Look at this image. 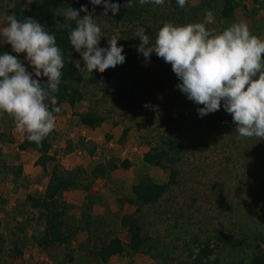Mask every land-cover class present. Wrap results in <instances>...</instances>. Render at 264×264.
Masks as SVG:
<instances>
[{
	"label": "rangeland",
	"instance_id": "1",
	"mask_svg": "<svg viewBox=\"0 0 264 264\" xmlns=\"http://www.w3.org/2000/svg\"><path fill=\"white\" fill-rule=\"evenodd\" d=\"M36 1L26 7L27 0H0V28L8 15L35 8ZM64 2L65 9L75 10L87 4L100 19L104 35L100 43L118 35L126 61L90 73L86 67L82 72L78 69L84 99L74 108L63 103L56 116L55 129L48 135L54 160L46 163V171L39 166L35 150H19L26 133L16 130L10 115H0V264H192L190 254L203 245L212 252L210 261L235 264L248 262L259 248L264 250V140L240 138L223 107L200 118L197 108L202 105L177 88L180 81L171 64L155 53L146 60L137 52L141 41L134 37L143 27L154 44L165 23H204L219 33L244 22L253 35L264 39V0H236L230 19L221 18V4L209 0H187L184 8L176 0H165L162 6L133 0L127 8V0H121L115 13L104 12L102 3L93 11L89 0ZM25 55L18 57L23 61ZM77 59L83 66L82 53ZM105 73L110 74L107 82L91 81L103 80ZM88 110L105 121L90 129L79 117ZM169 138L175 141L177 183L155 204L128 203L137 182H167L168 171L145 163L143 156ZM124 159L129 161L128 169H110ZM55 167L77 183L60 198L64 222L74 229V239L44 245L40 242L43 219L27 196L43 195ZM124 216L137 220L143 245L138 252L126 249L102 263L95 254L100 245L114 237L125 244L130 240L121 226Z\"/></svg>",
	"mask_w": 264,
	"mask_h": 264
},
{
	"label": "clouds",
	"instance_id": "2",
	"mask_svg": "<svg viewBox=\"0 0 264 264\" xmlns=\"http://www.w3.org/2000/svg\"><path fill=\"white\" fill-rule=\"evenodd\" d=\"M34 0H27L30 5ZM140 5L162 6L165 0H138ZM104 5V12H118L121 0H89ZM184 8L187 0H176ZM133 6L127 0L126 7ZM83 12L85 15L81 16ZM68 23L69 41L73 50L82 53L74 66L87 72L93 68L106 70L126 61L118 35L104 37L100 19L94 17L88 5L79 10L68 7L63 12ZM141 43L137 52L146 60L153 53L171 64L180 83L177 88L196 105L200 118L223 107L232 116L240 138L264 140V39L253 35L244 22L234 23L219 33L204 23L174 25L165 23L157 32L153 44L146 29L140 27L135 36ZM0 41L11 46L16 54H26L23 61L8 52L0 54V115L12 117L16 130L26 133L29 142L40 145L54 130L56 116L62 111L56 94L63 75L64 59L56 36L45 30L36 19L18 20L8 15L0 28ZM24 61L31 67L25 66ZM41 78H47L42 83ZM145 107H149L145 104Z\"/></svg>",
	"mask_w": 264,
	"mask_h": 264
},
{
	"label": "trees",
	"instance_id": "3",
	"mask_svg": "<svg viewBox=\"0 0 264 264\" xmlns=\"http://www.w3.org/2000/svg\"><path fill=\"white\" fill-rule=\"evenodd\" d=\"M64 1L65 0H37L34 4L35 8L17 9L13 15H15L18 20L25 18L36 19L39 23L45 26L46 31H49L56 36L57 45L61 49L64 59L61 84L59 86V92L56 94L58 100L57 106L63 107V103H66L69 107L74 108L84 99V95L79 88L82 75L74 66V62L78 58V53L73 50V47L70 44V29L67 26L68 23H70L72 27H75V24L74 22H64L62 13L67 6ZM209 1H217L221 4L219 13L220 17L223 19H230L237 8L236 0ZM4 52H8L14 56L19 55L12 52L10 45L4 44L0 41V54H3ZM262 57H264V54H262ZM28 70L31 71V69ZM109 76V73H105L102 78L103 80L93 77L91 81L94 83L99 81L105 83L108 81ZM41 82L44 83L46 80L41 79ZM61 113L62 111L55 114V116H58ZM79 117L90 129H95L105 121L103 116L92 110L80 113ZM124 136L125 132L123 133V137ZM49 147L48 136L40 145H37L35 142H29L27 140V134H25L23 141L19 144V150L24 151L27 148H32L39 154L38 164L44 171H46V163L54 160V157L49 155ZM174 149L175 141L171 138L161 142L158 146H151L148 149L143 156V161L149 165L167 170V182L154 183L149 180H141L137 182L131 188L134 198L128 199V203L140 206L155 204L167 193L171 186L177 183L178 170L175 163H177L178 158L173 156ZM168 163L172 164L168 165ZM119 167L128 169L130 167L129 161L124 159L122 163L112 165L110 169L115 170ZM104 173L105 172H100V175H103ZM76 187L77 183L74 177H65L64 174L58 172V168L55 167L52 171L50 180L46 184L43 195L27 196L30 206L37 210L40 217L43 219L44 230L40 242L44 245H50L52 243L63 245L71 243L72 239H74V229L69 230L67 223L64 222V209L63 207H60V198L64 191ZM83 216L91 217V214L87 215L84 213ZM121 226L127 229L130 236L129 242L125 244L117 237H114L106 244L100 245V247L98 246L99 248L95 254L102 263H106L112 256L119 255L126 249L133 253L138 252L141 249L144 239L135 217H122ZM211 254L212 252L209 246L203 245L195 254H190L192 264H217L216 261H210L209 258ZM235 264H264V250L259 248L248 262L239 260Z\"/></svg>",
	"mask_w": 264,
	"mask_h": 264
},
{
	"label": "crops",
	"instance_id": "4",
	"mask_svg": "<svg viewBox=\"0 0 264 264\" xmlns=\"http://www.w3.org/2000/svg\"><path fill=\"white\" fill-rule=\"evenodd\" d=\"M54 129H55V128H54ZM27 163H28V160H25L24 165H25V164L28 165ZM43 192H44V191H43ZM43 192H42V193H43ZM28 236L30 237V234H29ZM71 243H73V242H71ZM28 254H29V252H28ZM29 255H33V251H32V253H31V251H30V254H29Z\"/></svg>",
	"mask_w": 264,
	"mask_h": 264
}]
</instances>
